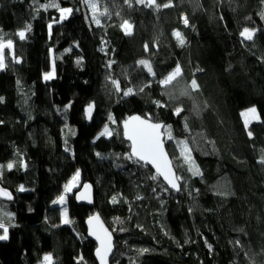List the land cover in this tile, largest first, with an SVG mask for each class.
I'll use <instances>...</instances> for the list:
<instances>
[{"label":"trees","instance_id":"trees-1","mask_svg":"<svg viewBox=\"0 0 264 264\" xmlns=\"http://www.w3.org/2000/svg\"><path fill=\"white\" fill-rule=\"evenodd\" d=\"M87 1L0 0V31L14 43L0 70V188L13 196L0 197V217L14 225L0 241V264H40L48 254L52 264H97L86 226L95 212L115 236L110 264H264V0H171L159 9L146 1L98 0L99 25ZM53 2L73 12L57 23L58 8L44 7ZM28 24L32 29L20 40L15 34ZM244 27L256 30L253 40L239 35ZM142 59L155 77L138 64ZM177 66L180 75L161 86ZM141 84L147 85L142 92L123 96ZM176 107L183 108L180 115ZM251 107L259 119L242 115ZM135 114L171 126L166 147L185 177L180 194L165 192L150 168L127 158L122 126ZM105 125L111 137L100 136ZM184 140L201 176L186 165L176 168ZM77 163L79 187L68 194L71 223L65 224L53 202ZM86 183L95 188L93 209L75 199ZM143 248L150 251L141 255Z\"/></svg>","mask_w":264,"mask_h":264},{"label":"snow or ice","instance_id":"snow-or-ice-1","mask_svg":"<svg viewBox=\"0 0 264 264\" xmlns=\"http://www.w3.org/2000/svg\"><path fill=\"white\" fill-rule=\"evenodd\" d=\"M126 3L131 4V0H125ZM137 4H145V0H135ZM146 6L153 7L155 6L156 9L159 8H169L172 6L171 0H168V2L163 4H157V0H146ZM45 8L47 7H54L58 8L60 13V20L56 21L57 23L61 22L62 20L66 19L68 15H70L73 12V9L70 7H60L58 4L53 2L51 5H44ZM90 7L93 11V13L97 10V5L95 3L90 4ZM107 13V9L105 8L104 13ZM262 18H264V13H262ZM94 22L99 25L100 20L93 15ZM182 23L185 27L189 26V20L187 16L182 17ZM49 30L52 28V24L48 25ZM131 25L128 23V21H124L122 24V28L126 31V34H131ZM32 29V25L28 24L23 30H19L15 35L19 37L20 40H25L26 34L30 32ZM255 29H250L249 27H244L243 30L239 33L241 37H243L245 40L251 41L253 40V37L255 35ZM173 35L176 37L178 41V46L183 47L186 43V40L184 38V35L181 31L176 30L173 32ZM4 34L2 31H0V70H3L6 67L5 63V49H13L14 43L12 38H8L5 42L3 38ZM145 49L148 50V46L145 45ZM70 51V50H69ZM13 58L14 54H13ZM19 62V61H17ZM79 63V61H78ZM138 64L143 66L147 72L152 76L155 77L156 73L153 70V67L151 63L148 60L142 59L138 61ZM181 73V69L179 66L175 68L174 71L170 72L167 76L161 78L158 83L161 86H166L170 84L179 74ZM54 76V69L53 72L45 73L44 79H51ZM112 84L114 86V89L119 92L121 91L119 82L117 80H112ZM146 84H141L137 86L136 91H134L132 88H127L125 91H123V96L128 95H135L138 92H142L144 90V87H146ZM191 89L197 90L199 88V85L197 84V81L193 79L190 84ZM181 95H189V92L187 90H184L181 92ZM3 97L0 96V102H3ZM158 107H164L166 105L161 104L159 101L155 102ZM67 107H71V105H67ZM94 109L93 104H89L88 108L86 109V115L89 119H91L92 111ZM66 110V109H65ZM183 111L182 107H176L174 108V114L180 115V113ZM242 115L249 116L251 115L253 118L259 119V115L257 113V109L255 107L249 108L245 113ZM109 119L112 120L113 123H116L113 117L109 116ZM2 123V121H0ZM247 124V121H246ZM187 127V122L186 125ZM123 135L131 141V153L127 157L130 160H133V163L140 164L141 166H147L152 165L155 168L156 175H153L151 178L155 180L157 176L163 177V181L166 182V187H164V191L168 192L170 190H175L177 192L181 191V184L180 181L185 180V177L182 175H177L176 170H174L172 161L168 158L167 153L164 149V137L161 132V129H164L167 132V139H173V136L171 134V126L170 125H163L159 122L151 123L144 119H141L139 116H133L130 117L129 120H126L123 122ZM112 130L108 128L107 125H105L104 130L100 133V136H109L111 137ZM251 136V133H249ZM178 145L180 147V157L182 158V164H179L176 166V168L186 167V171L190 172L192 176H201L202 173L200 171L199 166L195 163V159L192 156V149L189 147L188 141H178ZM67 150V149H66ZM100 153H97V156H100ZM135 158V159H133ZM261 163H264V157L261 158ZM26 167V165H23ZM5 166L0 165V175H2V170ZM7 169H12L13 164L8 163L6 165ZM79 177V172L77 171L76 176L73 177V183H70L69 185L65 186V191H69L75 180ZM88 186L85 185V188ZM18 191L23 192L26 189L24 188V185H19ZM155 191V190H154ZM0 197H5L9 200L13 199L12 193L7 191L4 188H0ZM137 199H142V197H137ZM65 202V197L61 195L56 201L53 203L57 204H63ZM91 202V201H89ZM112 202H117V197H112ZM5 215L8 216L9 221L13 219L12 214L5 213ZM119 219V218H117ZM93 221H96V225L93 226L92 231L90 232L91 235H94L97 240L100 241L101 246L99 249H97V256L100 258L102 264H107L106 257L111 252L112 244H111V233L108 232L107 229H104L102 224L99 222V216H94L89 218V225L93 224ZM63 222L65 224H70L71 220L68 217L67 209H64V219ZM122 222V221H121ZM14 225L12 223H6L4 222L3 217H0V229L3 230L2 234H0V241L7 240L9 238L8 232L9 227H13ZM99 229V230H97ZM239 241H237V244ZM211 248V246H209ZM141 255L144 253H148L150 250L148 248L138 249L137 250ZM44 261L49 262L51 264L52 256L51 254L45 255L43 257Z\"/></svg>","mask_w":264,"mask_h":264},{"label":"water","instance_id":"water-1","mask_svg":"<svg viewBox=\"0 0 264 264\" xmlns=\"http://www.w3.org/2000/svg\"><path fill=\"white\" fill-rule=\"evenodd\" d=\"M145 1H146V0H145ZM133 116H139L141 119H144V120H146V121H148V122L156 123L155 121H152L151 119H149V118H147V117H144V116H142V115H140V114H135V115H132V116H130V117H133ZM130 117H129V118H130ZM129 118H128L127 120H129ZM159 123H161V124H163V125H166V124L163 123V122H159ZM122 129H123V131H124L123 126H122ZM161 132H162L163 137H164V149H165V152L167 153L168 158L172 161V159H171V157H170V155H169V153H168L167 147H166V133H165V130H164V129H161ZM123 136H124V135H123ZM124 139H125V141L129 144V146H130V153H131V141H129L125 136H124ZM133 159H135V158H133ZM172 165H173L174 170H176L175 167H174L173 161H172ZM146 167L150 168V169L156 174V172H155V168H154L152 165H147ZM176 172H177V171H176ZM177 175H178V173H177ZM158 177L162 180V182H163L164 185L166 186V182L163 181V177H160V176H158ZM180 184H181V182H180ZM85 185H87L88 187L85 188ZM170 191H171L172 193H174V194H180L181 191H182V185H181V191H179V192H177V191H175V190H170ZM75 199H76L77 204H79V205H81V206H85V207H87V208H89V209H93V208L95 207V188H94V186H93L91 183H86V184H84V185L80 188V190L76 193V195H75ZM89 201H91V202H89ZM97 215L99 216V222H100V224H102L103 228H104V229H107L108 232L111 233V244H112V248H111V252H110L109 255L106 257V262H107V264H110L111 258H112L113 254H114V252H115V242H116V240H115V236H114L113 232L109 229V227L106 225V223L104 222V220H103L102 216L100 215V213L95 212V213H93L90 217H94V216H97ZM88 221H89V219L86 221V226H87V230H88V236H89V238H90V239L96 244V246H97L96 251H95V254H94V256H95V260H96L97 264H102L100 258H99V257L97 256V254H96V253H97V249H99L100 246H101V243H100L99 240L96 239V237H95L94 235H91V234H90V232L92 231L93 226L96 225V221H93V224H92V225H89ZM97 230H99V229H97Z\"/></svg>","mask_w":264,"mask_h":264},{"label":"rangeland","instance_id":"rangeland-1","mask_svg":"<svg viewBox=\"0 0 264 264\" xmlns=\"http://www.w3.org/2000/svg\"><path fill=\"white\" fill-rule=\"evenodd\" d=\"M92 3H95L96 5H97V10H96V12L95 13H93V11H92V9H91V7H90V4H92ZM87 6H88V10H89V13H90V16H91V18H93V15H95L96 13H98L99 11H100V3H99V1L98 0H90V1H87ZM124 30V29H123ZM132 30V27H131V29H130V31ZM125 31V30H124ZM126 32V31H125ZM256 32V31H255ZM243 38V37H242ZM244 39V38H243ZM245 40V39H244ZM6 42V41H5ZM10 57H11V54H7V55H5V61H9L10 60ZM180 75V74H179ZM178 75V76H179ZM250 116V120H254V118L251 116V115H249ZM89 119V118H88ZM166 138H167V136H166ZM81 168V166H80V164L79 163H77V164H75V166L72 168H70L69 169V171H68V182H67V185H69L70 183H73V177L74 176H76V173H77V171L79 170ZM156 175V174H155ZM158 177V176H157ZM78 181H79V177L75 180V182H74V184H73V186H72V188L69 190V191H65V189H64V192H63V196L65 197V202L63 203V204H59L60 206H61V212H62V214L64 213V207H65V204H66V200H67V197H68V194H70V193H72L73 191H74V189H76V188H78L79 187V183H78ZM63 219H64V217H63ZM40 264H49V262H47V261H42ZM51 264H52V261H51Z\"/></svg>","mask_w":264,"mask_h":264}]
</instances>
